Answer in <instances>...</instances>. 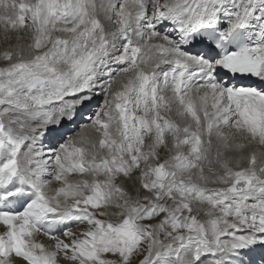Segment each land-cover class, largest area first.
<instances>
[{
    "label": "snow or ice",
    "instance_id": "6c2138e0",
    "mask_svg": "<svg viewBox=\"0 0 264 264\" xmlns=\"http://www.w3.org/2000/svg\"><path fill=\"white\" fill-rule=\"evenodd\" d=\"M0 45V264H264V0H0Z\"/></svg>",
    "mask_w": 264,
    "mask_h": 264
},
{
    "label": "bare ground",
    "instance_id": "6f19581e",
    "mask_svg": "<svg viewBox=\"0 0 264 264\" xmlns=\"http://www.w3.org/2000/svg\"><path fill=\"white\" fill-rule=\"evenodd\" d=\"M3 50V46L2 45H0V51H2ZM5 65L4 64H0V68H2V67H4ZM117 79H119V78H117ZM100 97L98 96L97 98H96V100L97 99H99ZM99 101V100H98ZM97 110H98V108H97ZM208 187H219V185H209ZM200 219H204V217L203 216H201V217H199ZM38 239L39 240H41V241H43V242H45V243H47V240H46V238L44 237V236H40V237H38ZM245 259H247V258H245ZM62 264H67V262H62ZM257 264H259V262H257Z\"/></svg>",
    "mask_w": 264,
    "mask_h": 264
},
{
    "label": "rangeland",
    "instance_id": "374dc122",
    "mask_svg": "<svg viewBox=\"0 0 264 264\" xmlns=\"http://www.w3.org/2000/svg\"><path fill=\"white\" fill-rule=\"evenodd\" d=\"M0 64H3V63H0ZM99 100V101H98ZM97 102H98V104L99 103H102L103 102V98L102 97H100L99 99H97ZM98 104H94V106H93V110H97V108H98ZM114 219V218H113ZM165 243H168V241H165Z\"/></svg>",
    "mask_w": 264,
    "mask_h": 264
}]
</instances>
